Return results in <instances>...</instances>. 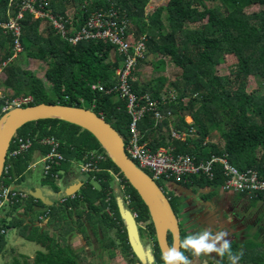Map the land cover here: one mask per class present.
I'll list each match as a JSON object with an SVG mask.
<instances>
[{"label":"trees","instance_id":"1","mask_svg":"<svg viewBox=\"0 0 264 264\" xmlns=\"http://www.w3.org/2000/svg\"><path fill=\"white\" fill-rule=\"evenodd\" d=\"M49 1V8L55 15L65 17L69 9H74L72 19L75 30L83 26L92 13L114 7L129 20L130 35L136 39L145 37L147 60H141L137 66L133 91L139 95L148 93L154 98H159L163 92L174 90L179 93L180 102L170 107L175 114L172 120L158 123L155 116L149 114L140 123L143 143H148L154 151L175 145L179 154H190L200 161L210 160L214 155L227 157L231 164L241 171L254 169L264 177V0H169L166 5L157 7L151 14L146 13L151 0ZM18 2L19 0H13L11 4V0H0V69L14 54L13 36L2 28L1 24L9 21L11 16L15 17V5ZM208 2L214 5L210 7ZM253 7L261 9L248 13L247 10ZM42 22V19L28 12L21 22L24 51L4 68L6 80L3 85L12 91L7 101L31 96L33 102L24 107L46 103L85 108L82 104H87L90 108L85 109H92L105 119L118 130L126 144H129L132 139V119L127 112L125 101L116 94L95 92L91 89V85L96 83L102 84L106 89L116 84L117 70L123 63L122 56L111 44L104 42L85 41L72 46L51 27L42 30ZM24 55L29 59L47 63L45 81L32 71L22 68V64L26 63ZM228 58L233 62L230 74L221 75L218 67L225 64ZM149 59L156 71L164 73L166 61L169 60L180 72L173 81L164 76L166 74H161L142 83L139 78L136 79L137 71L147 65ZM252 78L261 84L260 88L254 91L249 90ZM167 86L169 88H166ZM187 97L188 102H183ZM7 101L0 99V118L6 113L3 108ZM188 116L193 117V124L187 122ZM173 128L180 132L195 128L198 136L186 142L175 140L172 136ZM216 130L221 133L224 147L215 141L205 145L207 138ZM18 135L33 141V147L28 154L36 146L44 148L46 155L47 149L40 145L39 141L46 137L58 139L61 151L66 157V162L59 167L62 171L70 168L73 163L90 162L95 153L97 156H104L105 160L101 162V171L94 172L95 176L91 175L85 184L83 199L76 198L65 204L58 203L47 207L41 200L32 196L24 210L28 220L18 217L13 222L2 220L0 260L6 257L7 253V231L18 229L23 238L38 243L44 251H39L31 258L13 250L5 264H111V260H116L118 253H122L126 264L140 263L130 242L113 186L115 179L117 180L116 176H119L120 189L125 188L122 193L125 196L127 193L133 196L132 206L129 208L139 214L137 221L140 230L144 227L146 237L154 243L155 264H163L156 228L148 207L94 135L59 119L30 122L19 129ZM27 155L13 161L11 175L14 179L27 170ZM46 180L59 190L58 183L50 178ZM94 180L100 184L99 188L93 185ZM5 181L3 178L2 182ZM193 181L204 186L222 188L227 182V177L223 165L218 163L214 181L198 176H194ZM6 182L8 185L14 184ZM188 184L184 185L189 186ZM158 185L163 188L162 182H158ZM167 196L169 197L168 194ZM169 198L175 201L174 197ZM248 200L253 202L251 197ZM254 200L264 201V194ZM174 201L171 199L177 211L178 206ZM83 205H86L89 215L86 219L79 217L82 222L85 220L84 223L95 228L101 227L108 237L110 231L115 229L120 237V245L104 247L101 244L100 251L105 252V248L115 250L108 259L101 258L102 260L95 262L94 257L99 251L84 257L86 253L81 250L86 248H75L72 243L76 225L67 219L80 216L75 210ZM17 208L21 209L23 206L19 204L13 207ZM40 208H47L42 215L48 210L52 211L47 227L38 225L39 222L43 223L39 220ZM108 208L114 212V218L107 213ZM36 215L40 217L35 219ZM170 243H173L172 235ZM259 248H264V245ZM182 251L185 252L184 249ZM100 254L102 253H99V256ZM89 260L92 263L88 262Z\"/></svg>","mask_w":264,"mask_h":264},{"label":"built area","instance_id":"2","mask_svg":"<svg viewBox=\"0 0 264 264\" xmlns=\"http://www.w3.org/2000/svg\"><path fill=\"white\" fill-rule=\"evenodd\" d=\"M12 3L13 0H11ZM49 5V0H19L15 5L17 10L15 17L11 16L9 21L1 24L2 28L13 36L14 54L11 59L9 58L3 63L0 73L8 63L15 60L24 51L21 41V22L27 12L33 14L36 18L47 21L56 33L72 46L85 41H99L111 44L123 58L122 66L117 70V82L109 89H106L100 83L92 84L91 89L95 92L116 94L121 100L125 101L127 112L132 119L130 127L132 139L129 144H126V150L130 158L141 169L147 171L157 183L175 182L185 184L192 182L194 176L206 177L214 181L216 178V165L220 163L223 165L227 177V182L222 187L224 191L246 194L252 199L264 193V177L258 171L254 169L241 171L231 164L227 157L214 155L210 160L200 161L196 156L179 154L175 145H168L154 151L149 147L148 143L142 142L140 123L149 114H153L158 123L172 120L175 114L170 107L180 102V95L174 90H167L159 98H154L151 94L139 95L133 91L134 73L139 62L146 59L147 46L145 37L136 39L130 35L131 24L125 16L120 14L119 10L113 7L108 10L101 9L94 12L87 18L83 26L75 30L72 17L69 15L65 17L55 15ZM9 7L10 9L12 8L11 5ZM188 100L189 98L187 97L183 99V102L187 103ZM30 102H33V98L24 97L14 99L12 102L7 101L3 111L7 112L15 107H24ZM172 136L175 140L186 142L190 138H196L198 132L195 128L182 132L173 128ZM39 144L47 149L44 157V177L60 184L64 171L60 170L61 168L59 167H62L63 163L66 162V157L61 151L60 141L55 137H46L40 140ZM32 147L33 141L30 138H24L18 134L11 143L0 182V214L8 207L11 209L16 205L28 203L32 198L27 191L15 188L6 182H15L14 177L11 175L13 161L27 155ZM104 160V156L93 154L90 162L81 164V173L90 177L95 174L94 172H100V165ZM116 177L117 181H121L119 176ZM3 178L6 180L5 182H2ZM94 179L96 178L94 177ZM123 191H125L124 187L122 188ZM76 198V194L68 197L63 196L60 203L65 204ZM124 201L128 207H131L133 196L127 193L126 196L124 195ZM51 212V210H48L41 220L48 219L51 216ZM107 213L110 217L115 216L111 208L107 209ZM133 215L135 219L139 218L137 212H133ZM191 264H193L192 260Z\"/></svg>","mask_w":264,"mask_h":264},{"label":"crops","instance_id":"3","mask_svg":"<svg viewBox=\"0 0 264 264\" xmlns=\"http://www.w3.org/2000/svg\"><path fill=\"white\" fill-rule=\"evenodd\" d=\"M72 12L73 9H69L66 15H69L71 17L73 14ZM43 26L48 27L50 25L47 21L43 20L41 25L42 30ZM142 83H145V80ZM187 122L189 124H193V117H188ZM44 151L45 149L42 147L36 148L35 146L32 149V151L27 155L26 158V160H28L29 162V165L26 168L27 170L17 176L13 187L27 191L34 198L40 199L47 207L57 205L58 203H60V200L63 196H70V194L74 195L76 191L77 192L75 194L77 198L83 199L82 192L85 188V184L88 183L89 177L88 175H84L81 173V164L79 162L73 163L70 168L63 169L64 176L62 182L59 184V187L61 189L57 190L51 184L41 183L42 181L44 182V180H46V178L44 177ZM26 175H31V178L29 180H26ZM24 180L25 182H23ZM170 183L172 184V187L182 195L181 197L178 195L179 198L177 199L178 203L180 200V204L185 206L183 209H181L180 206L179 207L182 213L186 216L185 222H188V235L198 233L208 227H211L214 233L222 229H227L229 232V236L227 237V239H229L231 243L233 252L239 253L242 251L243 257L240 261L247 258L250 261V264H252L254 253L259 252L258 250H261L259 246L264 245V201L260 200L258 201L260 203L257 204L258 202L256 201L251 202L250 200H248V196H241L237 193L226 192L223 189H220V191H218L216 187L214 188L211 186H204V184L195 183L194 181L189 182V184L186 183L189 186H185L184 184H178L175 182ZM113 186L116 192H118L117 180L113 183ZM42 196L44 197V199H42ZM240 198L243 199L240 200ZM117 200L119 201V196L117 197ZM99 203L100 202L98 201V204ZM253 203L255 205H251ZM25 206H27V203H25V205L23 206V210H20L22 216L21 218L28 220V216L24 211ZM46 209L47 208H40V221H42L41 218L44 215H42V213L44 212V210L46 211ZM7 211L8 210L6 209L5 211L1 212L0 221L6 220L9 218V216H11V213H6ZM75 211L80 214V216L78 215V217H83L85 219L86 216L89 215L86 205H83L81 208L76 209ZM9 220H11V218H9ZM83 221L85 222V220ZM42 222L43 223L39 222L38 225L47 227L50 224V217ZM86 225L88 226V228H84L83 226L76 227V233L73 238V240L77 238L76 246L73 244L75 248H86V251L81 250L82 253H86L84 255H91L94 251L101 250V244H107V246L113 245V247L114 244H121L120 237L118 236L116 230L110 231L111 234L108 237V234L101 227L95 228V226H93L92 228V225ZM249 229H251V231L253 232V237L251 239V231ZM9 231L11 236L12 230ZM252 239H255L257 241L258 246L254 248L248 246L250 245L249 242H252ZM28 242L30 241H27L24 238V243L21 249L22 251L25 250ZM142 242L146 250L145 262H143L142 258L138 256L140 259V263L138 264H154L153 261L150 260V257L148 255V253L152 254L154 252L153 241L148 238L147 244H145L144 241ZM20 243L18 245H20ZM93 244H99V246L95 247V245L93 246ZM104 250L107 251L105 252V255L103 253L100 254V257L104 259L115 252L114 249L109 250L105 248ZM87 251L89 252L87 253ZM185 255L192 260L193 264H222L223 262H225V259L227 257H220L216 253L196 257L193 256L190 251L186 250ZM101 258L99 259V261L102 260ZM116 260H118L120 264L127 263L122 253H118ZM262 260L264 261V257H262ZM260 261H257L254 264H259Z\"/></svg>","mask_w":264,"mask_h":264},{"label":"water","instance_id":"4","mask_svg":"<svg viewBox=\"0 0 264 264\" xmlns=\"http://www.w3.org/2000/svg\"><path fill=\"white\" fill-rule=\"evenodd\" d=\"M47 119H59L68 122L87 130L97 138L109 157L122 171L148 207L156 228L161 252L173 243L178 245L183 240L180 219L171 203V199L152 176L130 158L126 150L125 139L118 130L98 116L92 109L42 103L28 107H15L7 111L0 118V182L11 143L18 134L19 129L30 122ZM175 191L178 193L177 190ZM178 195L182 196L179 193ZM42 199H44L43 196ZM118 204L133 249L137 256H140L145 262L146 250L142 242L139 223L127 207L123 197H119ZM170 235L173 236L172 244L170 243ZM148 255L155 264V249L152 254L148 253Z\"/></svg>","mask_w":264,"mask_h":264},{"label":"rangeland","instance_id":"5","mask_svg":"<svg viewBox=\"0 0 264 264\" xmlns=\"http://www.w3.org/2000/svg\"><path fill=\"white\" fill-rule=\"evenodd\" d=\"M168 2H169V0H151L150 4L146 8V13L151 14L152 12H154V10L157 7L162 6V5H166ZM49 3H50V1H49ZM213 5L214 4L212 2H208V6L212 7ZM260 9H261L260 7H253V8L248 9L247 12L248 13L257 12ZM72 13H74V9H73V12ZM73 16L74 15L72 14L71 17H73ZM49 27H51L53 29L52 26H49ZM42 28L43 29L44 28L46 29L48 27L43 26ZM132 37L135 38V36H132ZM25 58H26V63L24 65L22 64V68L23 69H26V70L32 71L37 77H39V78H41L42 80L45 81V73H46V70L48 68L47 63H45L43 61L29 59L26 56H25ZM146 60H147V58H146ZM232 64H233V62H232L231 58H228L225 64H222V65H220L218 67L219 73L221 75H228V74H230V67L232 66ZM137 72H138V76L136 77V79L139 78L138 80H140L142 82H144V80H145V83H146V82L150 81L151 79H153L156 76L161 75V74L162 75L163 74H166L164 76H167L170 80L173 81L175 79V76L180 71L178 69H176L175 66L169 60H167L166 61V71L164 73H161V72L155 70V66H153L152 64H150V59H149L148 60V64L147 65H144L143 67H141L140 70L138 69ZM5 80H6V74H5L4 69H3L1 71V73H0V98H2V100L4 99L5 101H7L8 98L11 97L12 91H10L8 89H5V87L3 85V82ZM259 85H261L260 82H258L257 79L252 78L251 79V84H250L249 90L250 91H254V90L259 89L260 88ZM166 88H169V87L167 86ZM262 94H264V89L262 90ZM28 97L32 98L31 96H27V98ZM20 98H24V97H20ZM82 106L85 107V108H90V106L87 105V104H82ZM188 117H190V116H188ZM214 140H215V142H220L219 144H221V146L224 147L225 142H224V140L221 137V133H219L217 130H216V132L213 133V135L210 138H207V140L205 141V145L206 144H211L212 142L214 143ZM80 171H81V167H80ZM63 176H64V174H62V178H63ZM30 178H31V175H28V176L26 175V177H25L26 180H29ZM23 182H25V180ZM114 182H116V179H115ZM41 183L42 184H45V183L46 184H49L50 182L47 181V180H44V182L42 181ZM92 183H93V185L96 188H99L100 187V184L97 181L94 180ZM57 185L59 186V184H57ZM117 185H118V187H117L118 192H116V194H117V196L121 197V196H123V193H122V191L120 189L121 185L119 184V181H117ZM162 187H163L162 189L169 195V197H174L175 198V203H177V206H178V210H177L178 211V216H179V219H180L181 226H182V228L184 230V238H185L188 235V230H187L188 229V222H185L186 216L181 211V209H183L185 206L182 205V204H180V200H179V203H178V199L177 198H179V196L176 193L175 189L172 187V184L170 182H162ZM58 189H61V188L58 187ZM217 189H218V191H220V189H222V188L221 187H218ZM262 194H264V193H262ZM239 195H242V194H239ZM256 198H254V199H256ZM241 199H243V198H240V200ZM254 199H253V202L254 201L258 202L257 200H254ZM259 203L260 202H258L257 204H259ZM21 205L24 206L25 204H21ZM251 205H255V204L253 203ZM179 206L181 207V209H180ZM21 209H18V208L17 209H13V207L10 209L8 207L7 208L8 211L6 213H11V216H9V218H11V220H9V218L6 219V220L8 222H13V220L16 217L21 218L22 217L21 216V213H20V210ZM38 217L39 216H36L35 219H38ZM263 217H264V215H263ZM67 220H72L73 223L76 225V227H80V223H81L84 228H88V226L86 225V223L80 221V218L78 217V215H76L73 218H69ZM92 228H93V226H92ZM249 230L251 231V229H249ZM19 231L20 230H18V229L12 230V235L11 236H10V231H7L6 234H7L8 240H9L8 246L5 247L6 248L5 252H7V253L5 254L6 257H4V258H2L0 260V264H5L6 259H9L10 258V256L12 255L11 253H12L13 250H17V252L20 251L21 254L26 255V256H29L31 258H34L39 251H44V248L42 246H40L38 243H36V242H28L25 250L22 251L21 249H22V246H23V243H24V238L19 233ZM140 232L142 233V239H143L144 243L147 244L148 238L145 235L146 232L144 230V227H141ZM2 233L5 234L4 231H2ZM252 237H253V232L251 231V237H250V239ZM76 241H77V238H75L73 240V242H74L73 244L75 246L77 244ZM251 241L252 242H249L250 245H248V246L253 247V248L256 247V246H258L257 245V241L255 239H252ZM255 241H256V243H255ZM19 243H20V245H18ZM94 245H95V247H98L99 246V244H93V246ZM103 246L105 247V246H107V244H104ZM100 247H101V245H100ZM260 249L261 250H258L259 252L254 253V257H253L252 264H254L257 261L262 260V257H264V248H260ZM98 251H99V253H103L105 255V252L106 251L105 252L104 251H100V250H98ZM88 252L89 251H87V253ZM253 252H254V250H253ZM99 253H96V256L94 257V261L95 262L99 261V259L101 258L99 256ZM84 257H85V255H84ZM106 259H108V256H107ZM88 262H91V261L89 260ZM227 263H229V261H228V259L226 257L225 262H223L222 264H227ZM246 263L247 264H250V261L247 258L242 259V261H239V264H246ZM111 264H120V263L118 262V260L112 259L111 260ZM259 264H264V261L263 260L260 261Z\"/></svg>","mask_w":264,"mask_h":264},{"label":"clouds","instance_id":"6","mask_svg":"<svg viewBox=\"0 0 264 264\" xmlns=\"http://www.w3.org/2000/svg\"><path fill=\"white\" fill-rule=\"evenodd\" d=\"M228 236L229 232L227 229L214 233L212 228L208 227L198 233L187 235L178 245L173 243L162 250L161 260L163 264H191L189 257L185 255L184 251H181V249H184L190 251L196 257L216 253L220 257L227 256L229 264H239V261L243 257V252H233L231 243L227 239Z\"/></svg>","mask_w":264,"mask_h":264},{"label":"flooded vegetation","instance_id":"7","mask_svg":"<svg viewBox=\"0 0 264 264\" xmlns=\"http://www.w3.org/2000/svg\"><path fill=\"white\" fill-rule=\"evenodd\" d=\"M32 196V195H31ZM68 197V196H67ZM173 201H174V199L173 198H171ZM174 203H175V201H174ZM174 209L176 210V208L174 207ZM177 212V211H176ZM178 214V213H177ZM179 217V216H178ZM181 224V223H180ZM181 228H182V226H181ZM183 228H182V233H183ZM148 238V237H147Z\"/></svg>","mask_w":264,"mask_h":264}]
</instances>
